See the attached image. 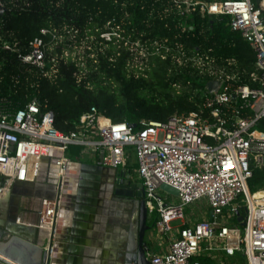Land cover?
<instances>
[{
	"label": "built area",
	"instance_id": "2783aa9c",
	"mask_svg": "<svg viewBox=\"0 0 264 264\" xmlns=\"http://www.w3.org/2000/svg\"><path fill=\"white\" fill-rule=\"evenodd\" d=\"M20 1L12 0L19 14L29 6ZM169 2L171 11L177 9L180 15L198 10L203 18L226 19L227 27L240 34L254 52V72L241 73L233 68L237 67L234 60L217 59L212 50L182 49L175 60L191 64L209 78L198 112L176 115L165 123L144 121L133 128L126 122H112L92 108L70 135L47 124L37 97L23 107L0 97V183L60 189L40 222V227L41 223L53 226L62 200L67 199L69 189L79 188L82 175L83 163L71 162L67 152L70 147H82L84 164L118 172L126 185H142L148 220L156 219L146 248L151 264H202L200 258L242 264L238 257L245 264H264V188L255 193L249 189L255 171H264V0ZM0 6L5 10L0 15V69L13 58L32 78L52 79L60 62L71 60L80 68L77 79L81 81L87 73V48L79 55L86 44L78 42L77 29L41 28L38 37L19 40L5 30L4 17L12 10L2 1ZM105 30L100 36L104 46L123 49L128 55V75L146 77L149 49L159 43L137 39L134 29L127 33L115 19ZM137 62L145 70H134ZM211 83L217 87L209 94ZM131 164L136 176L129 169ZM73 165L78 167L76 172H71ZM163 185L178 191L179 205L159 197ZM201 201L209 213L195 221L186 218L184 209ZM239 217L244 218V227Z\"/></svg>",
	"mask_w": 264,
	"mask_h": 264
},
{
	"label": "trees",
	"instance_id": "16d2710c",
	"mask_svg": "<svg viewBox=\"0 0 264 264\" xmlns=\"http://www.w3.org/2000/svg\"><path fill=\"white\" fill-rule=\"evenodd\" d=\"M0 1L12 10L4 17L5 30L19 40L38 37L41 28L67 27L79 31L78 42H88L87 73L80 82V68L71 60L61 61L52 79L32 78L13 58L0 69V97H8L16 107L37 97L48 117L47 124L65 135L75 132L80 118L92 108L112 122L138 127L144 121L165 123L176 115L198 112L209 78L191 64L181 65L175 60L182 49L212 50L211 55L217 59L234 60L237 67L233 68L241 73L255 70L254 52L240 34L227 27L226 19L203 18L198 10L180 15L177 9L171 11L169 0H21L19 4H29L21 14L12 0ZM114 19L127 33L134 29L137 39L159 43L149 49L146 77L128 75V55L123 49L102 50L105 46L100 36ZM191 27L193 30H189ZM34 83L37 89L32 88ZM82 153V147H70L67 157L84 164ZM260 188H264V171L256 170L249 189L255 193ZM238 259L245 264L244 258ZM198 260L217 264L207 258Z\"/></svg>",
	"mask_w": 264,
	"mask_h": 264
},
{
	"label": "crops",
	"instance_id": "0c3cea01",
	"mask_svg": "<svg viewBox=\"0 0 264 264\" xmlns=\"http://www.w3.org/2000/svg\"><path fill=\"white\" fill-rule=\"evenodd\" d=\"M77 170L78 167L72 166L71 172ZM91 172L88 182L94 189H81V193H86L84 200L90 205L78 204L80 189H69L53 226L41 223L40 227V222L55 194L36 186L9 187L0 183V206L3 207L0 209V219L6 222L15 219L16 223L26 226L38 225L41 229L38 244L46 250L49 249L50 235L55 228L52 264H123L122 261L118 263L116 258L104 259L105 254L115 251L117 242L125 241L129 235L121 228L122 222L110 221L106 213L109 211L107 201L111 194L109 189H100L99 184H103L109 173L96 169ZM5 201L6 208L3 206ZM77 207L82 209L78 215ZM131 223L126 219L124 225L130 227Z\"/></svg>",
	"mask_w": 264,
	"mask_h": 264
},
{
	"label": "water",
	"instance_id": "95a60500",
	"mask_svg": "<svg viewBox=\"0 0 264 264\" xmlns=\"http://www.w3.org/2000/svg\"><path fill=\"white\" fill-rule=\"evenodd\" d=\"M260 0H257V3ZM5 10L0 6V15L4 14ZM217 83H211L208 86V92L213 93L216 90ZM133 128H136L137 125H132ZM100 170L96 167L90 166L88 164L81 165V178L79 183V196L81 189L84 187L85 183L89 181V174H92V170ZM120 176H123L122 174ZM36 186L43 189H48L55 197L60 195V189H56L53 186L43 185V184H21V186ZM118 189L122 192L126 190L128 192L121 193L116 192L117 196H125L129 199L137 198L138 201L135 203L134 215L137 218V224L134 225L132 222V231L129 234V244L127 247V254L125 257L124 264H151L146 258V244L144 243L145 236L152 227L148 224V210L146 207V202L144 199V192L142 191L141 184H131L126 185L125 180H118L117 182ZM161 190L167 194L177 197L179 195L178 191L167 186L163 185ZM52 195V196H53ZM55 199V198H54ZM7 201V200H6ZM6 201L3 202V206L6 208ZM83 203V202H82ZM78 204H81L78 200ZM0 209H3L0 206ZM82 209L77 207L76 213L81 212ZM135 219V217H134ZM244 218L239 217L238 222L241 223V226L244 227L243 223ZM137 230V232H136ZM41 229L37 226H26L23 224L16 223L15 219L10 220L9 222L0 219V264H52V252L53 241L55 236V228L52 230L50 235V246L46 250L43 247L39 246L38 240ZM35 237V238H34ZM138 238L139 241V250L135 255H132V252L135 249L136 243L135 238Z\"/></svg>",
	"mask_w": 264,
	"mask_h": 264
},
{
	"label": "rangeland",
	"instance_id": "374dc122",
	"mask_svg": "<svg viewBox=\"0 0 264 264\" xmlns=\"http://www.w3.org/2000/svg\"><path fill=\"white\" fill-rule=\"evenodd\" d=\"M94 40H95V38H94ZM92 41H93V38H92ZM86 43V45H85V48H81V49H79L78 50V52H79V55H80V53H81V55H84V52H85V49L87 48V46H88V42L87 41H85ZM102 50H104V51H107V50H109L108 49V47L107 46H105ZM72 56L73 57H75V55H74V53H72ZM137 67H138V69L139 70H141V71H143V69L145 70V67L142 65V64H139L138 62L137 63H134V70H137ZM130 171L132 172V174L134 175V176H136L135 175V173L133 172V170L135 169V167L133 166V164H131L130 165ZM116 189V188H115ZM117 191H120L118 188L114 191V192H112L111 193V196L108 198V208H109V211H106V213H107V215L110 217V221L111 220H113V221H119V222H122V225H121V228L127 233V231H128V228H129V225H124V222L126 221V219L127 218H125V216L126 217H128L131 213V211H130V207H129V204H127L126 202L128 201L127 200V197H125V196H117L116 195V192ZM128 192V191H127ZM121 193H126V192H121ZM114 194V195H113ZM86 195V193L84 192V193H82V194H80V199L82 200L83 199V197H86L85 196ZM158 195H159V197L163 200V201H165L167 204H170V205H174V206H176V205H179V199H178V197H175V196H172V195H169V194H167V193H165V192H163L162 190H159V192H158ZM114 198H117V200L119 199L120 200V202L118 203V201H117V203L116 204H114L113 202H114ZM79 199V198H78ZM83 203H84V201H83ZM115 208L117 209V210H115ZM103 209H104V207H103ZM184 211H185V216H186V218H192L193 219V221H195V219L196 218H203V217H205L206 216V214H208L209 213V209H208V207H207V204H206V202L205 201H201V202H199V203H196V204H194V205H192V206H189V207H186L185 209H184ZM196 215V217H194V216ZM156 216V215H155ZM154 216V217H155ZM155 223H156V219H149L148 220V224L152 227V226H154L155 225ZM177 223H175V225H176ZM146 239H147V242H148V244H150V241H149V239H150V234H148L147 236H146ZM164 242H166V240L165 239H162ZM153 245V250L155 249V245L154 244H152Z\"/></svg>",
	"mask_w": 264,
	"mask_h": 264
},
{
	"label": "flooded vegetation",
	"instance_id": "af4514ba",
	"mask_svg": "<svg viewBox=\"0 0 264 264\" xmlns=\"http://www.w3.org/2000/svg\"><path fill=\"white\" fill-rule=\"evenodd\" d=\"M114 60H115V57L113 56L112 57V61H114ZM104 171H107V173H109V175L103 181V184H99V188L100 189H107V190L109 189V193L111 194L112 192H114L118 188L117 182L119 180L120 175H119L118 172H115V171H112V170H104ZM82 189H94V188H93L91 182H86ZM119 192H122V191L120 190ZM125 192H127V190ZM113 200H114V202H113L114 204H116L117 201H118V203L120 202V200L119 199L117 200V198H114ZM127 200L128 201L126 203L129 204L130 211H131L130 213L131 214L128 217H126V218H127V220L132 221L134 223V225H136L137 224V218L134 215V210H135V203H136V201H138V199L137 198H135V199L133 198L131 200V199L127 198ZM83 201H84V203H82ZM80 202H81V205L82 204L90 205V204H88L86 202V200H84V197H83L82 200L80 199ZM134 217H135V219H134ZM131 231H132V227L130 226L128 228V233L130 234ZM136 232H137V230H136ZM148 234H149V232L146 234V236ZM146 236H145L144 243L146 244V248H147L148 247V242H147ZM129 242L130 241H129V235H128L126 237L125 241L121 240V241L117 242V246H116L115 251H111V252L105 254L104 255V259L106 260V259L116 258L118 260L117 261L118 263H119V261H122V263L124 264L125 257H126V254H127V247H128ZM135 243H136V246H135L134 251L132 252V255H135L138 252V250H139V241H138L137 237L135 238ZM146 248H145V250H146Z\"/></svg>",
	"mask_w": 264,
	"mask_h": 264
},
{
	"label": "bare ground",
	"instance_id": "6f19581e",
	"mask_svg": "<svg viewBox=\"0 0 264 264\" xmlns=\"http://www.w3.org/2000/svg\"><path fill=\"white\" fill-rule=\"evenodd\" d=\"M73 166H75V165H73ZM77 167V166H76ZM6 192V191H5ZM8 192V191H7Z\"/></svg>",
	"mask_w": 264,
	"mask_h": 264
}]
</instances>
